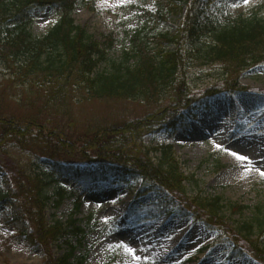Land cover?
<instances>
[{"label": "trees", "instance_id": "trees-1", "mask_svg": "<svg viewBox=\"0 0 264 264\" xmlns=\"http://www.w3.org/2000/svg\"><path fill=\"white\" fill-rule=\"evenodd\" d=\"M156 1V20L165 14L176 15L184 6H188V15L199 14L194 9L200 0ZM80 5L95 9V0H0V62L8 74L0 83V172L18 174L21 167L12 150L18 149L36 168L42 167V159L50 161L55 171L49 178L56 179L58 173L69 175L80 189L101 181H141L140 194L160 190L171 197L169 203L152 202L148 206L163 213L172 212V205L187 208L196 219L232 236L238 251L245 250L264 264V245L252 241L257 232L264 231V221L253 218L240 223L238 232H229L225 210L237 213L247 205L227 204L221 195H189L187 184L198 186L200 180L185 174L173 147L151 149L143 142L144 135L166 116L184 114L197 100L207 102L208 94L197 99L186 77L187 67L195 61L203 68L219 64L225 69L222 90L243 88L238 75L264 63V16L259 17L264 3L256 7L252 17L224 22L209 18L203 23L194 19L186 31L175 35L138 31L121 60L110 59L109 69L104 70L99 69L109 54L104 46L113 45V36H105L106 43H101L76 23L73 13ZM39 6L51 7L59 18L38 37L29 27ZM16 83L23 89L14 96ZM216 88L206 89L211 92ZM125 100L145 102L147 115L126 119L117 112L116 117L111 106L108 112L96 111L99 104ZM67 130L77 135L67 137ZM151 150L161 151L159 160L154 161ZM72 153L80 157L68 159L66 155ZM16 183V191L11 193L4 194L0 189V201L12 206V214L3 215V220L17 227L26 239L39 236L41 241L62 248L60 240L68 231L62 220L48 224L26 209L25 200L46 206L49 197L45 184L34 183V190L28 192L26 184ZM77 193L59 189L55 207L66 196L79 199ZM79 208L77 201L76 211ZM258 209L262 212V207ZM68 248L54 264H73L76 247Z\"/></svg>", "mask_w": 264, "mask_h": 264}, {"label": "rangeland", "instance_id": "rangeland-1", "mask_svg": "<svg viewBox=\"0 0 264 264\" xmlns=\"http://www.w3.org/2000/svg\"><path fill=\"white\" fill-rule=\"evenodd\" d=\"M262 3L264 0H248L247 3L245 0H206L198 20L252 17ZM198 6L196 4L195 9ZM156 13V0H96V9L80 5L73 17L101 43H106L105 36L112 34L114 43L104 46L109 54L99 68L104 70L109 69L110 59L121 60L138 31L175 35L180 30V33L186 31L195 18L188 15V6L176 15L165 14L160 20H156ZM263 16L264 10L259 14V17ZM33 17L29 28L38 37L45 35L59 18L49 6L37 7ZM186 43L191 49L190 43ZM218 65L203 68L195 61L187 67L186 77L197 99L204 94L209 96L206 106L197 100L187 115L175 119V115L166 116L143 137V142L150 148L167 144L173 147L185 174L200 180L198 186L187 184L189 195H221L227 204L247 205L237 213L225 210V224L229 232L236 233L240 223L253 218L264 221V175H261L264 172V147L256 146L264 144V63L244 69L238 75L243 88L231 94H214L216 91L206 89L224 85L226 71ZM6 78L7 70L0 62V83ZM22 89L23 86L16 83L12 93L16 96ZM238 101L243 103L242 114L235 116L231 111L233 103ZM108 106L113 108L115 116L118 112L126 119H141L147 115L148 109L143 101L125 100L99 104L96 111L108 112ZM206 115L222 119L211 124L205 120ZM169 117L172 118L167 122ZM197 130L206 131V135L189 140L187 134ZM66 132H70L67 137L77 135L73 130ZM12 150L21 169L18 174L0 172L2 192L16 191V181L26 184L28 192L34 190V183L37 186L44 183V191L49 197L46 206L42 207L36 200H25L26 209L34 217L44 218L48 224L61 219L68 231L60 240L62 248L41 241L39 236L26 239L17 227L3 220V215L12 214V206L0 201V264H54L72 245L76 247L73 264H79L84 256L83 264H261L245 250L234 249L232 236L196 219L187 208L172 205L171 214L150 212L146 204L169 203L171 197L168 192L160 190L140 194L141 181L98 182L83 189L77 211L75 196H66L60 206L55 207L58 190L61 187L70 191L80 189L76 181L69 176L53 180L49 173L55 169L50 161H40L42 167L36 168L21 151ZM233 152L247 159H238L231 154ZM150 155L154 161L159 160L161 151L153 150ZM66 157L74 160L80 156L72 153ZM258 207H262V212ZM252 239L264 245V231L257 232ZM128 248L134 252H129Z\"/></svg>", "mask_w": 264, "mask_h": 264}, {"label": "bare ground", "instance_id": "bare-ground-1", "mask_svg": "<svg viewBox=\"0 0 264 264\" xmlns=\"http://www.w3.org/2000/svg\"><path fill=\"white\" fill-rule=\"evenodd\" d=\"M242 106H243L242 102H239V101L238 102H234L231 114L235 115V116L241 115L242 114ZM212 112H214V111H212ZM221 119H222L221 117H209V115L205 116V120L210 121L211 124L216 123V122H218ZM187 135H188L187 137H188L189 140H194V139H196V137H198L200 135L201 136L202 135H206V131L197 130L196 132H193V133L191 132V133H189ZM256 146H258L260 148H263L264 144L260 143V144H257Z\"/></svg>", "mask_w": 264, "mask_h": 264}, {"label": "snow or ice", "instance_id": "snow-or-ice-1", "mask_svg": "<svg viewBox=\"0 0 264 264\" xmlns=\"http://www.w3.org/2000/svg\"><path fill=\"white\" fill-rule=\"evenodd\" d=\"M247 2H248V0H245V3H247ZM234 6H237V5H234ZM217 147H220V146L218 145ZM231 154H232L233 156H237V158H238V159H241V160L247 159V157L240 156V155H238V154L235 153V152H233V153H231ZM261 175H264V172H262ZM124 247H127V245H124ZM128 251H129V252H134V250L131 249V248H128ZM137 259H139V257H137Z\"/></svg>", "mask_w": 264, "mask_h": 264}]
</instances>
